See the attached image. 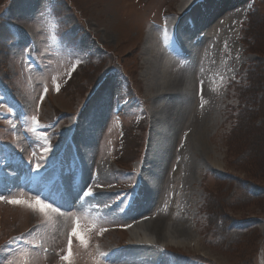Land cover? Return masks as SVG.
<instances>
[{
	"label": "rangeland",
	"instance_id": "374dc122",
	"mask_svg": "<svg viewBox=\"0 0 264 264\" xmlns=\"http://www.w3.org/2000/svg\"><path fill=\"white\" fill-rule=\"evenodd\" d=\"M190 2L49 0L43 6V0H0V163L8 153L31 161L44 171L33 181L47 183L61 172L72 174L81 158L90 195L98 187L107 196L104 206H111L101 218L50 206L41 211L37 198L20 195L15 181L11 196L0 187V264H68L62 257L69 251L71 264H114V248L135 234L123 226L131 190L139 186V163L147 149L156 153L165 137L180 132L182 161L172 153L165 178L179 162L173 185L166 182L174 191L169 207L176 217L182 200L188 201L194 242L190 248L166 246L163 263L264 264V0H239L240 21L227 37L235 49L220 56L240 67L234 73L229 64L215 68L217 79L208 76L204 111L195 110L191 91L182 92L195 77L175 67L184 82L175 91L172 80L163 79L159 55L150 59L145 52L154 45L152 27ZM111 24H122L125 36L119 39ZM183 101L190 114L181 126L185 118L175 114ZM191 122L204 127L206 158L189 139ZM150 161L147 179L153 184L160 164L152 154ZM192 166L200 177L189 182ZM75 218L80 227L69 249Z\"/></svg>",
	"mask_w": 264,
	"mask_h": 264
},
{
	"label": "bare ground",
	"instance_id": "6f19581e",
	"mask_svg": "<svg viewBox=\"0 0 264 264\" xmlns=\"http://www.w3.org/2000/svg\"><path fill=\"white\" fill-rule=\"evenodd\" d=\"M192 1L193 2L195 1V2L193 4V6H192L191 14L196 17L195 18L196 21L194 22L195 23V26H194V36L195 37L194 38H196V42L198 41L199 38H204L205 39L204 40L205 44H204V46L201 49H195V45H196V42H195V44L191 45V47H189V49H187L186 51L187 52L188 51H190V52L193 51V53H194L193 62H197V61L199 62V70L201 71V75H204L205 72L208 69H213L214 68V71H215V68L218 69V70L219 69L222 70V69L227 68V66L230 64V60L222 61V57L220 56V54L222 53V51H225L228 54V56H229L235 49L234 44L233 43L231 44L227 37L229 35H231V34H234L233 32L235 30V26H236V23L238 21L237 20L238 13L241 12V9H242L239 0H218V1L217 0H202V1L201 0H192ZM198 2H200V3H198ZM202 6H203V8H202ZM186 8H187L186 5L181 6V8L176 9L173 13H174V15H180V14H182V13H184L186 11ZM203 11H206L205 14L201 13ZM204 15H206L208 17L205 19ZM215 17L216 18L218 17L220 19V20L217 19V23H215V21H216ZM118 24H119V22H118ZM189 26H191V25H189ZM110 28H113L116 31V34L119 36L118 37L119 39H121L122 37L125 36L124 34L126 32L124 33L125 29L122 26V24H121V26H119V28L115 27V26L113 27V25L111 24ZM105 30H107V28ZM171 32H173L171 28L170 29L169 28H165L163 30V32L154 30L152 35H153V38H154V40L156 42V45L155 44L153 45L150 42L152 44L150 46L148 44V39H147V44H148L147 45V50L145 49L146 50L145 52H146L147 56L150 57V59L152 58L151 55L156 56L161 51H164L165 47H163V46H170L172 44L171 36L173 34ZM199 35H201L202 37H199ZM203 35H204V37H203ZM223 40L228 42L226 44V46L222 45ZM181 49H182V47L180 45V47H178L176 50L181 51ZM230 50H231V53H230ZM208 51H209V53H208ZM171 52H173V50ZM173 55H176V51L173 52ZM233 57H235V54H233ZM180 60H183V59H180ZM214 61H215V64H214ZM212 62H213V64H212ZM161 68H162V71H163V72L161 71L163 79L164 80L166 79V82H169V80L171 82V80H172V85H173V87H175V91H178V89L182 87L181 83H184L183 80L180 77L181 74L179 72H177V71L173 72V68L172 67H171L170 72H169L168 68H165V67H162V66H161ZM191 70H192V68L187 72V75L191 74L190 73ZM206 75H208L207 72H206L205 76ZM192 82L193 81L188 79V81L185 84L186 86H183L182 92L186 96H188V94L190 93V90H191V87H192ZM165 83H164V85H165ZM166 87H169V86H166ZM172 91H174V89ZM166 95H168V94H166ZM166 95H164L163 97H166ZM156 97H158V99L155 98V97L154 98L157 99L158 102L159 101L161 102L163 100V98L161 100L160 95H158V96L156 95ZM191 101H193V100L191 99ZM187 104L188 103L186 101L179 102L178 107H177V113L175 114V116L178 117L180 120L185 118L184 122L181 123L182 124L181 126H183L184 123L187 122L188 119H189L187 116L190 113H189V107L187 106ZM158 106H160V105H158ZM175 122L176 121H174L173 122L174 124H172L170 126L169 131H172L173 128H175V125H176ZM163 126H165V125H163ZM195 126L196 125H194L193 122L190 123V129L192 130V132L189 135L190 136L189 139L191 138V141L196 145L197 150L200 153V155H202L204 158H206V157H208L209 151H210V148L206 146L207 135L204 132V127L197 128ZM184 129H182V130H184ZM151 134H153V133L151 132ZM158 134H160V132ZM179 135H181V132H180ZM179 135H176V133H173V134H171L170 138H169V135H168L167 136L168 139H167L165 147L158 148L156 150V153H153V151H151L153 157H156L157 163L159 162V164H160V171L158 173V178H157L156 185L153 188L150 185L146 186V189L151 191L150 198H149L148 202L150 201V202H152V204H159L166 198V197L163 196L164 194L162 195L163 190L168 188V183H166L168 179H167V177L165 178V176H166L165 173L168 172V165L170 164V158L172 156V153H173V157L177 156L178 153H179V152H176V149H177L176 146L179 144V143L176 144L178 139H179V137H180ZM165 139H166V137H165ZM80 144L84 145V141L83 142L80 141ZM160 145H161V143H160ZM173 145H175V146L172 149ZM154 146H155V144H154ZM149 152L150 151H148V153L143 158L144 161H143L142 168H144V169L147 168V166L149 165V161H150V153ZM214 162L215 161H213V163ZM197 168L198 167H193L192 166V169H191V172H190V174H192V177H191V175L188 176V181L189 182L190 181L192 182L196 178V176L200 177V175H199L200 174V170L197 169ZM166 170H167V172H166ZM87 175H88L87 172H85V174L83 173V176H84L83 184H82V186L80 188H75L74 189L75 193H77L80 189L85 190V185H87V183H89V181L91 180V179L89 180L87 178ZM101 175H103V168L101 169ZM104 179H105V177H104ZM196 180L198 181L197 178H196ZM184 181H185V186H186V184H189L187 179L184 178ZM170 183L172 184V182H170ZM185 186L183 187V190H185ZM67 187L68 186L63 185V189L62 190L65 192V189ZM170 189H171V187H170ZM94 190H95L94 192L96 193V194L94 193V198L96 196H101V198L99 197V199H98V203H96V205H95V206H98V208H100L99 207V203L103 202L104 199H106L107 196L105 194H103V192L100 191L98 188H95ZM141 190H143V189H141ZM79 195H81V193ZM169 195H170V193H169ZM75 199H77V197L73 196V197H71V199H67L68 202H65V203L62 204V202H63L62 201L60 204H61V206H64V204H67V205L71 206V205L74 204V200ZM170 202H171L170 200L167 201V206L168 207L170 205ZM187 205H188V201L183 199L182 203L179 205V207H177L178 214H177L176 217H173L171 215V212H172L171 207L168 208V213L167 214H162L161 212H159L157 217H155L153 220L147 221V222L141 224L137 229H135L136 234H138L137 232H140L138 235L141 236L143 234L144 239L154 238L158 243H161V244H163L165 246L176 245L177 247H180V248H190L191 245L194 242V238H193L191 227H190V224H189L190 221L188 220V211L186 209ZM143 208L145 210H147L146 206H144Z\"/></svg>",
	"mask_w": 264,
	"mask_h": 264
},
{
	"label": "snow or ice",
	"instance_id": "6c2138e0",
	"mask_svg": "<svg viewBox=\"0 0 264 264\" xmlns=\"http://www.w3.org/2000/svg\"><path fill=\"white\" fill-rule=\"evenodd\" d=\"M33 121L35 122L36 121V117L33 116L32 117ZM36 168H39V165L36 166ZM91 192V190H89V192H86L85 195H89ZM9 203H17V201H9ZM36 204L40 206V210L43 211L44 209H47L49 206L47 204H41V202L39 200L36 201ZM77 235V231L76 229L74 228L73 229V232L70 234V237L71 236H76ZM80 243L83 244L84 243V240L81 239L80 240ZM71 248V243H69V249ZM62 259L64 261H67L68 264H71V253L69 251V254L65 255L62 257Z\"/></svg>",
	"mask_w": 264,
	"mask_h": 264
}]
</instances>
